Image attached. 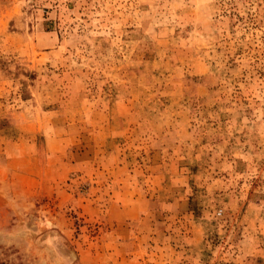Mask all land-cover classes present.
I'll return each mask as SVG.
<instances>
[{
	"label": "rangeland",
	"instance_id": "1",
	"mask_svg": "<svg viewBox=\"0 0 264 264\" xmlns=\"http://www.w3.org/2000/svg\"><path fill=\"white\" fill-rule=\"evenodd\" d=\"M0 264H264V0H0Z\"/></svg>",
	"mask_w": 264,
	"mask_h": 264
}]
</instances>
